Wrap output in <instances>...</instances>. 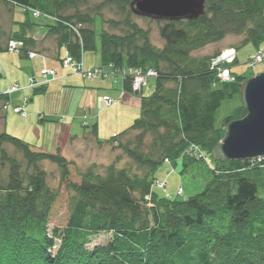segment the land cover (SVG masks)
<instances>
[{
  "label": "trees",
  "instance_id": "16d2710c",
  "mask_svg": "<svg viewBox=\"0 0 264 264\" xmlns=\"http://www.w3.org/2000/svg\"><path fill=\"white\" fill-rule=\"evenodd\" d=\"M3 1L32 16L37 10L52 20L45 36L53 34L72 56L82 59L85 51L96 50L98 12L91 16L78 9L88 0ZM103 1L126 14L124 22L112 21L113 25L125 23L124 34L102 32V64L109 68L106 76H122L120 71L129 68L144 74L154 70L157 76L148 77L138 90L133 88L134 75L122 76L128 92L142 93L150 79L155 80L151 93L141 96L139 116L108 141L99 140L97 124L89 133L96 143L121 149L136 168L112 163L99 170L93 164L79 172V181L70 180L75 163L62 154L61 145L75 137L66 127H58L55 141L59 146L45 151L9 134L4 108L10 98L0 92V264H264V158L215 159L203 191L187 199L172 197L167 183L154 176L162 162L182 161L183 172L190 163L208 164L228 123L246 115L239 84L249 77L235 74L232 67L241 46H259L264 41V0H206V13L197 19L155 20L161 25L162 47L153 44L148 32L131 19L136 15L130 8L134 0ZM29 21L22 23L25 31L13 35L23 47L35 40L28 35L35 24ZM229 35L241 37L238 45L227 47L236 50L232 62L214 64L227 48L194 54ZM225 68L230 70V79L220 76ZM95 69L103 73L101 67ZM45 92L46 84H40L34 94ZM109 99L110 105L114 99ZM235 99L239 104L218 123V110ZM132 131L138 133L122 142ZM148 134L153 139L146 147ZM5 144L20 151L25 164L9 155ZM43 161L58 166L68 192L69 214L62 225L50 224L60 190L48 184L47 172L38 166ZM24 166L34 171L25 172ZM159 182L165 183L164 188ZM101 234L110 237L94 244L93 239Z\"/></svg>",
  "mask_w": 264,
  "mask_h": 264
},
{
  "label": "rangeland",
  "instance_id": "374dc122",
  "mask_svg": "<svg viewBox=\"0 0 264 264\" xmlns=\"http://www.w3.org/2000/svg\"><path fill=\"white\" fill-rule=\"evenodd\" d=\"M81 12H89L94 19V30L96 31V50H87L82 56L84 69L86 71L101 67L102 72L94 77H83L75 73L70 66H64V59L67 49L60 45L54 35H46V25H53L52 20L48 21L45 16L39 18L32 16V13L25 12L20 6L12 5L9 2L0 0V92L5 93L16 84L18 88L9 94L10 101L4 108L5 130L9 134L18 137L35 148H42L47 151H55V130L59 127H66L74 140L67 141L61 145L62 154L68 160L75 163L71 167L69 179L79 181V172L85 171L91 165L97 164L99 170L115 163L118 167L136 168L128 156L113 144H98L90 135L92 125H98V138L101 141H108L114 135L121 133L130 127L133 121L140 114L141 96L149 95L155 80L150 79L149 86L144 88L142 93L124 90V78L116 77L113 74L106 76L109 72L107 65L102 64L101 44L102 32L122 35L126 31L125 23L113 25V22H124L126 14L116 7L104 3L103 0H88L80 4ZM69 13H73L70 10ZM133 22L148 32L153 44L162 47L164 40L160 36V24L148 17L133 15ZM35 23L31 26V33L28 35L35 38L34 42L21 48V51H9L7 45L16 33L25 31L24 21ZM47 22V23H46ZM46 23V24H45ZM241 37L229 35L225 40L204 46L196 51V56L213 54L215 51L225 49L239 44ZM20 41V40H19ZM35 52L31 56L28 52ZM264 52V41L259 46L248 43L241 46L237 51V63L232 70L235 74L253 77L264 72L263 63H253L250 58ZM45 71H53L45 76ZM56 78V79H54ZM53 79L46 83V92L34 94L35 88L44 84V80ZM34 80L35 82H32ZM25 97L29 99L25 105L26 115L14 111L15 106L22 105ZM112 98V104L107 99ZM3 101L0 99V105ZM239 104L238 99L224 102L217 112V122L225 117L230 110ZM43 119V120H41ZM87 124V125H85ZM3 127L0 118V128ZM60 128V129H61ZM59 132V131H58ZM138 131H132L123 137L122 142L135 137ZM146 147L153 137L148 134ZM61 143V141H59ZM8 154L16 157L22 164H25L23 154L13 145L5 144ZM264 158V157H261ZM209 164V165H208ZM208 164L204 161L190 163L183 172L182 161L177 164L162 162L155 171L156 181L167 183V191L174 198L187 199L201 193L206 182L211 178L209 168L216 165L212 156L208 158ZM47 172L48 184L60 190V196L55 204L51 217V227L62 225L68 218V192L61 182V173L58 166L50 161H43L38 165ZM210 166V167H209ZM24 171H34L23 167ZM6 172H3V176ZM25 175V174H24ZM156 186V184H154ZM183 189L181 195H177L178 188ZM158 193H164L161 189ZM109 234H101L93 239V243H105Z\"/></svg>",
  "mask_w": 264,
  "mask_h": 264
},
{
  "label": "water",
  "instance_id": "95a60500",
  "mask_svg": "<svg viewBox=\"0 0 264 264\" xmlns=\"http://www.w3.org/2000/svg\"><path fill=\"white\" fill-rule=\"evenodd\" d=\"M206 0H134L131 11L153 20H193L206 13ZM239 99L246 115L226 126L212 156L219 161L264 157V72L239 84Z\"/></svg>",
  "mask_w": 264,
  "mask_h": 264
},
{
  "label": "built area",
  "instance_id": "2783aa9c",
  "mask_svg": "<svg viewBox=\"0 0 264 264\" xmlns=\"http://www.w3.org/2000/svg\"><path fill=\"white\" fill-rule=\"evenodd\" d=\"M33 16L34 17H39L41 16V13L37 10H33ZM23 42L19 41L17 39L14 40H10L8 43V50L9 51H21L20 49L23 48ZM29 55L33 56L35 55V52H28ZM236 56V50L234 48H227L226 50H224V52L214 61V64H218L219 62H232L235 59ZM251 61L253 63H259V62H264V52H261L255 56L251 57ZM63 65L64 66H70L72 67L73 71L75 73L78 74H82L85 77H94L96 75H98L99 73H101V70L99 69H95V70H89L86 71L84 69V64H83V60L82 59H78L74 56H72L69 52H66V55L64 57V59L62 60ZM53 71H45V76H49L50 74H52ZM121 75L123 77H125L126 75L130 74V75H134V80H133V88L135 90H138L139 88H141L143 85H145L147 83V78L148 77H154L157 76V72L154 70H149L146 74H144L140 69H123L120 71ZM220 76L223 79H230L231 78V74H230V70L228 68H225L223 70H220ZM51 79H47L44 80V84H46L47 82H49ZM32 82H35L34 80H32ZM43 84V81H42ZM18 88V85L16 84L12 89H8L5 93L6 94H10L12 91L16 90ZM28 100L27 97H25L24 99V103H26ZM108 103L111 102V99H107L106 100ZM15 111L25 115L26 111H25V105H19L15 108ZM197 147V146H196ZM195 151L198 152L199 148H194ZM160 188H164L165 183L164 182H159L158 183ZM183 193L182 189H179L178 194L181 195ZM170 196V195H169Z\"/></svg>",
  "mask_w": 264,
  "mask_h": 264
}]
</instances>
